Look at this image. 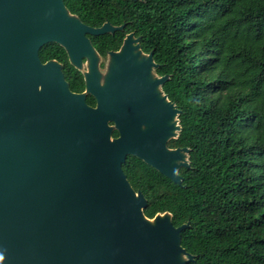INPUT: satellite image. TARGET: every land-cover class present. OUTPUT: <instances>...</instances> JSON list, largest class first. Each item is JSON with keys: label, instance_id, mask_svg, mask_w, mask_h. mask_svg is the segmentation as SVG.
Wrapping results in <instances>:
<instances>
[{"label": "water", "instance_id": "1", "mask_svg": "<svg viewBox=\"0 0 264 264\" xmlns=\"http://www.w3.org/2000/svg\"><path fill=\"white\" fill-rule=\"evenodd\" d=\"M120 28L84 25L63 0H0V264L193 259L180 244L187 224L173 226L167 213L149 222L122 168L131 155L180 185L177 169L188 165L186 148L166 146L180 111L160 90L166 77L151 73L152 53L128 34L102 85L91 61L84 77L95 108L69 90L57 62L38 56L56 42L81 69L95 53L87 35Z\"/></svg>", "mask_w": 264, "mask_h": 264}, {"label": "trees", "instance_id": "2", "mask_svg": "<svg viewBox=\"0 0 264 264\" xmlns=\"http://www.w3.org/2000/svg\"><path fill=\"white\" fill-rule=\"evenodd\" d=\"M84 25L121 27L91 36L105 56L128 34L180 111L170 148H186L180 185L128 155L122 168L146 199L143 215L167 213L187 224L180 244L187 264H264V0H63ZM42 63L61 64L71 91H82L80 69L50 42ZM118 133L114 130L112 137Z\"/></svg>", "mask_w": 264, "mask_h": 264}, {"label": "flooded vegetation", "instance_id": "3", "mask_svg": "<svg viewBox=\"0 0 264 264\" xmlns=\"http://www.w3.org/2000/svg\"><path fill=\"white\" fill-rule=\"evenodd\" d=\"M87 38H88V36H87ZM88 39H89V41H90V43H91V46H92V48H93L95 54H96L97 57L99 58V62H98V71L101 72L102 69L105 68V63H106V60L108 59V57L110 56V52L117 53V52L120 51L121 48H120L118 51H107L106 54H105V56H102V55H100V54L97 52V50H96V49L94 48V46L92 45V42H91L90 38H88ZM122 45H123V44H122ZM121 47H122V46H121ZM85 61H86V59H85V57H83V58H82V62L84 63ZM58 64H59L60 67H61V64H60V63H58ZM60 69H61V72H62L63 78H64L65 82L67 83L69 90L71 91V88H70V84H71V82H70V81L68 80V78L65 76V73H64V71H63V68L61 67ZM79 72L81 73V75H82V77H83L84 86H85V77H84V74L86 73V69H84V70H83V69H80ZM99 82H100V84H101V80H100ZM71 92H72V93H75V94H84V100H85V103H86L89 107H91V108H95V107H96V105H97L96 99H95V98H94L89 92L86 91V87H84V89H83L82 91H79V92L71 91ZM166 146H167L168 150H174V149H175V148H170V147L168 146V141H167ZM180 168H181V167H180ZM180 168H179V169H180ZM179 169H177V173H178V170H179Z\"/></svg>", "mask_w": 264, "mask_h": 264}, {"label": "rangeland", "instance_id": "4", "mask_svg": "<svg viewBox=\"0 0 264 264\" xmlns=\"http://www.w3.org/2000/svg\"><path fill=\"white\" fill-rule=\"evenodd\" d=\"M141 56H142V54H141ZM85 59H86V61L84 63L83 62L81 63V69H83V70L86 69V73H88L89 72V66H90L91 61H93L94 59H96V61L98 63L99 62V58L94 53V54H92L90 56H86ZM112 65H113V60H112L111 56H109L108 59L106 60L105 68L102 69L101 72L98 71V73H99V81L101 80V85L104 83L106 77L110 73V68H111ZM151 73H153V71H151ZM151 78H153V76H151ZM172 123H174L176 125V119H174L172 121ZM149 222L153 223L154 222V219H149ZM178 259L179 260H185L186 259V256L185 255H180L178 257Z\"/></svg>", "mask_w": 264, "mask_h": 264}]
</instances>
